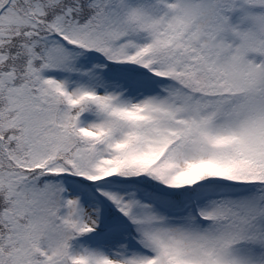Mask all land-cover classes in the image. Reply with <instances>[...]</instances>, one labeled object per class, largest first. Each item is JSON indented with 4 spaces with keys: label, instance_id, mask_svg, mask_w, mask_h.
I'll return each mask as SVG.
<instances>
[{
    "label": "snow or ice",
    "instance_id": "obj_1",
    "mask_svg": "<svg viewBox=\"0 0 264 264\" xmlns=\"http://www.w3.org/2000/svg\"><path fill=\"white\" fill-rule=\"evenodd\" d=\"M264 0H0V264H264Z\"/></svg>",
    "mask_w": 264,
    "mask_h": 264
},
{
    "label": "rangeland",
    "instance_id": "obj_2",
    "mask_svg": "<svg viewBox=\"0 0 264 264\" xmlns=\"http://www.w3.org/2000/svg\"><path fill=\"white\" fill-rule=\"evenodd\" d=\"M249 57L250 58L255 57L257 59V61H259V59L264 58V57H259L257 54H249Z\"/></svg>",
    "mask_w": 264,
    "mask_h": 264
}]
</instances>
